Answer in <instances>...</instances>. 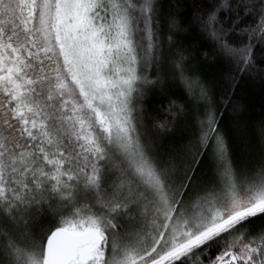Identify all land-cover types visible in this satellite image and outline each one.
I'll list each match as a JSON object with an SVG mask.
<instances>
[{"label": "snow or ice", "instance_id": "1", "mask_svg": "<svg viewBox=\"0 0 264 264\" xmlns=\"http://www.w3.org/2000/svg\"><path fill=\"white\" fill-rule=\"evenodd\" d=\"M264 0H0V264H264Z\"/></svg>", "mask_w": 264, "mask_h": 264}, {"label": "trees", "instance_id": "2", "mask_svg": "<svg viewBox=\"0 0 264 264\" xmlns=\"http://www.w3.org/2000/svg\"><path fill=\"white\" fill-rule=\"evenodd\" d=\"M262 114H264V104H262L258 92H256L252 98L251 107L249 109V119L252 122L259 121L261 119Z\"/></svg>", "mask_w": 264, "mask_h": 264}]
</instances>
